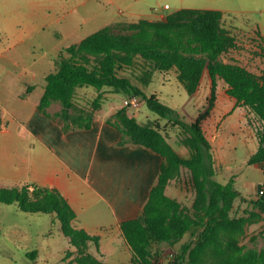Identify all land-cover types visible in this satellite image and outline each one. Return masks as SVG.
Listing matches in <instances>:
<instances>
[{"label":"rangeland","instance_id":"374dc122","mask_svg":"<svg viewBox=\"0 0 264 264\" xmlns=\"http://www.w3.org/2000/svg\"><path fill=\"white\" fill-rule=\"evenodd\" d=\"M179 1L188 7L217 9L224 6L232 9L226 12L223 22L236 35L238 46L222 54L218 62L235 60L257 75L264 74V58L259 48L261 33L252 23L257 13L246 11L248 8L260 6L261 0H245V5L234 0H141L135 3L134 9L122 7L121 10L112 9L101 13L83 15L81 13L80 21L79 16L77 17L78 12H75L69 16L68 21L55 23L34 32L19 45L13 47L11 42L0 44V48L5 46L8 51L6 56L0 57V78L4 81L0 86V94L4 96L11 90L21 89L13 75L5 78L4 70H10L13 74L22 71L27 81L30 75H35L28 83L31 82L32 87L39 91L46 75L57 69V59L62 49L80 42L105 25L131 24L143 17L150 20L163 18L168 13L178 10ZM166 2L171 5L170 8L164 7ZM84 15L91 17H84L82 20ZM116 20L121 21L115 22ZM199 58L207 62L206 57ZM142 70L143 68L138 65L123 68L121 73L128 76L134 84L143 87L148 95L156 94L162 101L174 107L181 118L188 122L195 120L199 112L205 109L211 92L207 70L203 72L200 84L193 94H189L179 80L176 67L169 70L153 69L148 85L142 81ZM102 92L100 106L95 107L94 100L99 90L93 86H82L77 89L69 109L70 126L79 125V122L89 114L100 113L113 127L125 126L123 114L135 117L140 124L158 128L162 138L156 143L159 151L153 150L160 154L162 159L159 175L162 165H169L168 147L183 157L190 156V149L183 142L187 136L185 132L168 118H163L151 110L141 96L138 107H129L123 104L127 96L124 93L114 91L110 87H104ZM37 94L33 92L32 97L37 98ZM118 100L122 101V107H112ZM62 107L63 104L55 100L49 107L50 110L49 108L47 110L54 115ZM1 119L0 106V125ZM261 126V120L249 107L235 104V101L220 88L216 107L212 116L204 122V128L213 143L217 171L215 177L222 183L232 180L234 189L238 192L230 211L231 217L236 218L238 222L237 225L219 228L217 239L203 254L202 264L238 261L264 250V197L259 194V187L264 184V169L256 163L249 162L250 154L257 149L259 143L257 130ZM124 140L142 144L136 142L131 132L127 131L123 133ZM30 142L37 144L35 139L28 141L26 138L12 142L14 144L11 147L16 150L17 160H23L26 154H30L32 148ZM166 175L168 176L166 192L177 198L184 210L191 217H195L197 194L190 169L185 166L179 169L171 167ZM143 213L144 209L141 216ZM196 233L198 228H194L193 233H186L172 246L166 242H154V264H168L174 251L179 250L184 243L196 239ZM115 237L99 236L98 243L89 240L85 246L79 247L64 234L61 223L54 213L26 212L17 202L10 204L0 202V264H84V261L93 264V259L104 264H136L130 245L122 243L123 249L118 251ZM34 250L37 251L36 260L30 256V252Z\"/></svg>","mask_w":264,"mask_h":264},{"label":"trees","instance_id":"16d2710c","mask_svg":"<svg viewBox=\"0 0 264 264\" xmlns=\"http://www.w3.org/2000/svg\"><path fill=\"white\" fill-rule=\"evenodd\" d=\"M223 17L221 10L185 7L156 20L142 18L131 24H109L62 49L57 69L46 75L39 108L50 116L47 108L53 101H60L62 109L52 116L61 117L67 128L70 127L69 109L77 89L93 86L99 90L95 107L100 106L104 87L125 95H138L151 110L168 118L187 135L183 142L190 149V156L183 157L168 147L169 165H162L159 181L151 189L143 215L122 223L123 235L133 251L136 264H154V242H166L172 246L186 233H193L194 228H198L196 239L174 251L168 264H202L203 254L217 239L219 228L237 225L238 221L231 217L230 211L238 192L232 180L222 183L215 177L213 143L204 128V122L214 112L220 88L235 104L249 107L261 120L262 126L257 130L259 143L250 154L249 162L264 169V74L257 75L235 60L218 62L222 54L238 46L236 35L224 26ZM260 38V54L264 58L262 33ZM199 57H206L207 62ZM138 65L143 68L141 78L147 85L153 69L176 67L178 78L189 94L196 92L203 72L207 70L211 92L205 109L191 122L182 119L174 107L156 94L148 95L143 87L121 73L123 68ZM122 116L125 117V126L117 125L120 131L131 132L136 142L159 151L156 143L162 136L158 128L140 124L135 117ZM92 118L93 114H89L76 126L90 128ZM181 166L189 168L192 173L197 194L195 217L184 210L177 198L166 192L167 170ZM260 196L264 197V194ZM0 202H17L26 212L54 213L64 234L79 247L85 246L89 240L99 241V236L73 225L75 212L55 188L35 182H27L20 188L0 187ZM36 253V250L30 252L33 260H36ZM84 264L90 263L84 261ZM93 264L104 263L93 259ZM217 264H264V250L238 261Z\"/></svg>","mask_w":264,"mask_h":264},{"label":"crops","instance_id":"0c3cea01","mask_svg":"<svg viewBox=\"0 0 264 264\" xmlns=\"http://www.w3.org/2000/svg\"><path fill=\"white\" fill-rule=\"evenodd\" d=\"M139 1L0 0V44L19 45L34 32L68 21L75 12L80 21L81 13H101L122 7L134 9ZM234 1L246 4L245 0ZM260 2V6L246 11L257 13L252 23L264 36V0ZM170 7L169 4L165 8ZM178 7L188 6L179 1ZM217 10L224 15L232 11L224 6ZM90 15L82 16V20ZM6 53L5 46L0 48V57ZM4 71L5 78L13 75L21 89L11 90L4 96L0 94V187L35 182L57 189L75 212L72 220L75 227L100 237L116 236L115 246L121 251L122 243L127 245L122 223L141 216L151 189L159 179L160 154L143 144L123 141L122 131L108 124L100 113L93 115L90 128L73 125L67 128L65 121L39 108L46 79L38 91L28 83L33 74L27 81L22 71L16 74ZM3 83L0 78V86ZM33 92L38 93L37 98L32 97ZM112 107L121 108L122 101H115ZM25 138L35 139L37 144L30 142V154L17 160L12 142ZM110 241L113 243L112 239Z\"/></svg>","mask_w":264,"mask_h":264},{"label":"built area","instance_id":"2783aa9c","mask_svg":"<svg viewBox=\"0 0 264 264\" xmlns=\"http://www.w3.org/2000/svg\"><path fill=\"white\" fill-rule=\"evenodd\" d=\"M165 7H169V4L166 3ZM123 104L129 107H138L140 105V97L138 95H127ZM259 194H264V185L260 187Z\"/></svg>","mask_w":264,"mask_h":264}]
</instances>
